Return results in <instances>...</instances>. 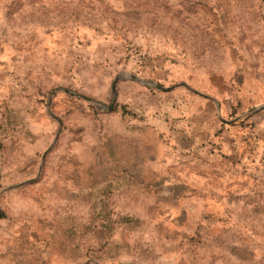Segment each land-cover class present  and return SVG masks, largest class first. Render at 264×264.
<instances>
[{
  "label": "rangeland",
  "instance_id": "rangeland-1",
  "mask_svg": "<svg viewBox=\"0 0 264 264\" xmlns=\"http://www.w3.org/2000/svg\"><path fill=\"white\" fill-rule=\"evenodd\" d=\"M262 106L264 0H0V264H264Z\"/></svg>",
  "mask_w": 264,
  "mask_h": 264
},
{
  "label": "water",
  "instance_id": "water-1",
  "mask_svg": "<svg viewBox=\"0 0 264 264\" xmlns=\"http://www.w3.org/2000/svg\"><path fill=\"white\" fill-rule=\"evenodd\" d=\"M134 81H136L138 84L143 85V86H148V87H151V88H155V89L160 90V91L164 90L162 87H160L158 85H155L152 82H146V81H142V80L136 79V78L134 79ZM263 109H264V106L258 107V108H255V109L251 110V113L252 112H256L258 110H263Z\"/></svg>",
  "mask_w": 264,
  "mask_h": 264
},
{
  "label": "trees",
  "instance_id": "trees-1",
  "mask_svg": "<svg viewBox=\"0 0 264 264\" xmlns=\"http://www.w3.org/2000/svg\"><path fill=\"white\" fill-rule=\"evenodd\" d=\"M100 227H103V228H106L107 230H109L110 229V227L109 226H100Z\"/></svg>",
  "mask_w": 264,
  "mask_h": 264
}]
</instances>
